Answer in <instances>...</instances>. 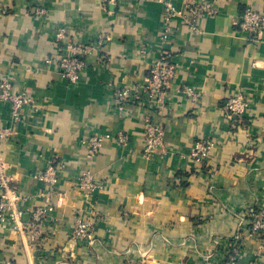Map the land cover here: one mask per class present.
I'll return each instance as SVG.
<instances>
[{"label": "crops", "instance_id": "0c3cea01", "mask_svg": "<svg viewBox=\"0 0 264 264\" xmlns=\"http://www.w3.org/2000/svg\"><path fill=\"white\" fill-rule=\"evenodd\" d=\"M196 1L216 13L200 18L198 32L176 20L165 41L158 0H0V81L11 74L13 93L33 99L15 118L11 102L0 100V129H10L0 137V162L20 196L19 219L0 218V264H217L240 236V264H264L257 256L264 237L248 234L250 211L264 201V34L255 40L241 28L246 9L263 10L264 0ZM37 5L49 13L37 16ZM60 27L67 35L57 42ZM80 44L92 50L79 56L84 69L74 84L46 60ZM164 50L183 62L165 108L152 116L164 150L148 158L146 111L121 110L117 92L143 96ZM185 85L201 94L198 104ZM239 91L251 103L242 120L225 110ZM118 132L129 136L127 147ZM96 134L112 137L90 158L82 140ZM206 139L215 146L203 165L182 158ZM52 160L63 167L48 202L41 176ZM85 172L105 189L88 196L77 184ZM40 207L47 213L34 240ZM81 209L97 213L90 243L70 240Z\"/></svg>", "mask_w": 264, "mask_h": 264}, {"label": "built area", "instance_id": "2783aa9c", "mask_svg": "<svg viewBox=\"0 0 264 264\" xmlns=\"http://www.w3.org/2000/svg\"><path fill=\"white\" fill-rule=\"evenodd\" d=\"M164 7V28L163 39L165 41L171 40L175 35L173 23L176 20H183L187 23L189 30L192 32L199 31L198 21L200 18L210 16L216 13L211 3H199L196 0L186 1L185 4L181 0H158ZM182 4V5H181ZM37 16H45L49 13L46 6L37 5L33 8ZM241 28L250 33L255 40L261 39L264 34V9L254 10L252 8L246 9L242 16ZM67 29L60 27L56 33V41L62 42L66 39ZM70 52L58 58H49L46 60L47 64L57 62L64 78L71 83H78L84 69V63L80 61V55H89L92 47L87 44H80L77 46H70ZM147 48H141L140 53L145 54ZM183 59H176L172 52L164 50L158 58L152 63L148 76L145 78L144 95H139L130 88H123L117 92L120 109L124 110L126 106L137 104L142 106L146 111L145 120V149L144 154L148 158L154 157L158 151L164 150V130L160 125L154 123L152 116L155 112H162L166 105V97L172 87V83L178 75L180 65ZM13 78L11 74H7L2 81H0V100L10 101L12 105V117H18L20 110L32 103L33 99L27 92L13 93ZM184 94L190 98L194 103L198 104L201 99V94L190 85H185L183 88ZM251 107L248 95L243 91L231 96L226 104L225 110L232 118L242 120L245 114ZM10 135V129H0V137L5 138ZM118 136V137H117ZM118 142L120 145L127 147L130 144L129 136L118 132ZM111 134H96L88 139L82 140V144L88 149L90 158H94L102 149L103 142L111 138ZM215 143L213 140L206 139L197 141L193 147L182 154L183 159H188L195 162L197 165H203L208 159ZM57 160L50 161L47 170L41 176L42 181L49 187L47 194V201H51V196L54 195L55 185L58 183V171L63 167ZM80 186L88 196L96 195L105 189L103 182L98 180L90 172H85L77 180ZM62 194H60L61 196ZM20 200L17 188L11 185L10 180L6 177L4 167L0 162V218H9L16 222L19 219L20 213L17 210V204ZM46 207H40L34 213V226L31 229V238L37 239L40 236L41 230L37 223L40 222L46 215ZM250 216L252 218L251 228L249 229V236L255 240H261L264 237V201L258 210H251ZM97 213L86 210L77 211L75 218L74 229L72 231L70 240L74 243H90L93 240L94 220ZM242 237L237 238L235 242L228 243L223 254L221 262L217 264H240V257L242 247ZM258 257H264V239L257 251ZM127 264H143L128 260ZM253 264H256L255 262Z\"/></svg>", "mask_w": 264, "mask_h": 264}]
</instances>
